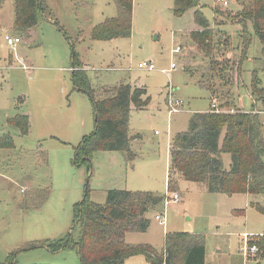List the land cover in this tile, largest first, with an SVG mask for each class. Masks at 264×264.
Segmentation results:
<instances>
[{"label": "rangeland", "instance_id": "1", "mask_svg": "<svg viewBox=\"0 0 264 264\" xmlns=\"http://www.w3.org/2000/svg\"><path fill=\"white\" fill-rule=\"evenodd\" d=\"M41 1L46 18L25 34L16 30L13 0H4L0 7V140L9 137L13 142L11 148H0V263L13 254L16 264H80L75 248L51 252L54 243L66 239L75 206L85 196L89 203L102 205L109 190L120 189L165 200L175 193L179 197L177 204L149 213L147 231L128 233L127 244L160 252L166 233L200 234L206 264H264L256 244L264 235L263 197L211 194L205 186L184 180L175 192L167 191L169 145L188 130L190 117L207 112L212 101V110L250 112L254 71L264 87V73L257 69L261 47L250 23L242 61L243 29L237 18L242 0H226L227 7L198 0L214 31L213 58L231 68L224 81L213 80V95L195 79L207 59L190 39L193 10L174 17V0H133L130 38L92 41V31L116 17L113 0ZM214 9L228 12L217 15L221 26L212 23ZM6 36L20 39L14 50L6 45ZM176 47H181L180 54H173ZM73 53L97 98L100 91L120 84L146 89L148 106L132 108L129 119L130 148L138 156L134 161L120 152L92 151L89 161L74 163L75 148L93 133L95 120L89 96L71 83ZM140 63H151L154 70L138 69ZM171 64L176 70L165 75ZM169 91L182 102L180 112L170 113ZM17 116L29 121L24 135L9 123ZM229 158L222 155L225 168ZM156 215H164L165 226L154 220ZM244 236L246 257L241 252ZM253 246L255 254L249 250ZM124 264L150 263L135 256Z\"/></svg>", "mask_w": 264, "mask_h": 264}, {"label": "trees", "instance_id": "2", "mask_svg": "<svg viewBox=\"0 0 264 264\" xmlns=\"http://www.w3.org/2000/svg\"><path fill=\"white\" fill-rule=\"evenodd\" d=\"M3 2L0 0V7ZM113 2L116 17L97 26L91 33L92 41L130 38L133 0ZM239 6L237 18L241 22L238 25L243 29L240 35L242 61L245 58L243 50L249 42L245 30L250 23L261 47L257 69L264 73V0H242ZM13 8L15 27L20 34H25L46 18L47 7L41 0H13ZM188 10L194 11V23L198 27V30L190 32V39L207 59L202 74L199 72L195 79L201 88L209 90L213 95V80L224 81L231 68L226 61L222 63L213 58V30L198 0L173 1L174 17H182ZM213 13L212 23L221 26L216 17L228 12L214 9ZM186 61L185 58L184 67ZM71 69L72 86L74 90L89 96L95 120L93 133L75 148L74 163L78 159L89 161L88 156L92 151L120 152L127 161H134L138 156L130 148L129 119L132 108L141 111L148 106L146 89L120 84L100 91L97 98L74 53L71 56ZM257 71L251 75L248 90L252 103L250 112L239 110L217 113L209 109L204 113H196L189 119L188 130L173 137L169 146L168 192H175L179 181L184 180L205 186L211 194L264 198V87L258 79ZM187 72L191 74L190 70ZM9 123L21 135L26 134L30 127L26 116H17ZM133 138L138 139L139 135ZM11 147L13 142L9 137L0 140V148ZM223 154L230 157L228 168L223 164ZM164 200L150 192L120 189L109 190L102 205L89 203L85 196L75 206L74 221L66 239L54 243L51 252L75 248L80 264H124L127 259L135 256H143L150 264H206L204 237L200 234L166 233L160 252L148 245L126 243L125 236L128 233L147 231V215L161 211ZM256 244L261 256H264V235L257 239ZM35 246L26 248L43 247ZM14 257L12 254L0 264H16Z\"/></svg>", "mask_w": 264, "mask_h": 264}, {"label": "built area", "instance_id": "3", "mask_svg": "<svg viewBox=\"0 0 264 264\" xmlns=\"http://www.w3.org/2000/svg\"><path fill=\"white\" fill-rule=\"evenodd\" d=\"M216 4H219L223 7H227L228 6V2L226 0H215ZM5 42H6V45L8 47H10L12 50L15 49V47L20 43V39L19 38H9V37H5ZM182 52V49L181 47H176L174 50H173V54H180ZM138 69L142 70V71H153L154 70V66L151 64V63H140L138 64ZM176 70V66L175 64H171V67L168 71H163V73L165 75H170L173 71ZM213 100V99H212ZM167 105L169 107V110H170V113H177V112H180L183 108V105H182V102L178 99H176L173 94L169 91L168 93V98H167ZM211 110L212 108L213 109H216V106H215V102L212 101V104H211ZM217 113H227L226 111H218V110H213ZM173 203V204H177L179 202V197L178 195L175 193V194H172V196L169 198V199H166L164 204L165 206L168 204V203ZM154 220L160 225V226H165V218H164V215H156ZM247 236H244L243 237V240H244V247L241 249V252L244 254V256L246 257L247 256V251H248V246H247ZM250 251H252L253 254L256 253L257 251V248L255 246L249 248Z\"/></svg>", "mask_w": 264, "mask_h": 264}, {"label": "crops", "instance_id": "4", "mask_svg": "<svg viewBox=\"0 0 264 264\" xmlns=\"http://www.w3.org/2000/svg\"><path fill=\"white\" fill-rule=\"evenodd\" d=\"M229 6V5H228ZM132 10H133V7H132ZM194 12V11H193ZM195 30H198V27L195 25V28L192 30V31H195ZM191 31V32H192ZM214 32V31H213ZM71 69V68H70ZM71 71H72V69H71ZM170 146V145H169ZM230 164V163H229ZM229 167V166H228ZM263 236V235H262ZM248 237V236H247ZM258 237V236H257ZM243 240V239H242Z\"/></svg>", "mask_w": 264, "mask_h": 264}]
</instances>
